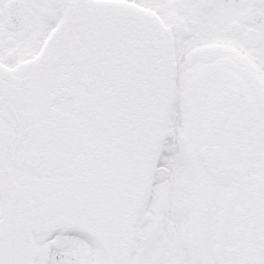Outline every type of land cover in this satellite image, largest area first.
I'll return each instance as SVG.
<instances>
[{
	"label": "snow or ice",
	"instance_id": "snow-or-ice-1",
	"mask_svg": "<svg viewBox=\"0 0 264 264\" xmlns=\"http://www.w3.org/2000/svg\"><path fill=\"white\" fill-rule=\"evenodd\" d=\"M0 264H264V0H0Z\"/></svg>",
	"mask_w": 264,
	"mask_h": 264
}]
</instances>
